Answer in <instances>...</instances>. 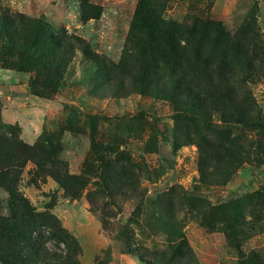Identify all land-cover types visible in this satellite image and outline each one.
Returning a JSON list of instances; mask_svg holds the SVG:
<instances>
[{
	"label": "rangeland",
	"instance_id": "374dc122",
	"mask_svg": "<svg viewBox=\"0 0 264 264\" xmlns=\"http://www.w3.org/2000/svg\"><path fill=\"white\" fill-rule=\"evenodd\" d=\"M86 1L100 13L82 22L81 0H0V12L10 16L6 26L0 25V70L17 73L24 80L15 85L27 86V92L0 86V134L8 136L5 127L10 126L27 146L54 143L66 173L74 177L89 165L98 166L91 140L97 148L114 149L120 158V169L110 170V179L104 181L93 172L75 197L60 184L65 180L63 170L52 171L57 182L25 160L18 193L41 215L43 226L36 230L37 241L27 245L14 225L17 231L8 243L12 258L7 264H249L241 253L251 252L264 259L260 196L264 195V161H244L224 185L198 183L195 140L208 137V124L222 126L219 112L194 106L190 113L187 103L128 89L126 93L118 81L122 78L128 88L133 84L129 76L117 72L108 78L104 71L99 73L90 55L80 51L57 92L48 98L33 96L29 90L28 82L38 71L34 64L25 71L3 69L19 61L20 41L10 44L8 40V35L13 36L11 20L19 31L18 15L65 29L81 38L87 51L118 65L142 0ZM151 2L161 8L164 19L187 26L207 21L210 32L221 31L232 39L229 52L238 74L230 83L244 81L257 111L264 115V0ZM244 39L253 42L246 50ZM137 65L131 59L124 63L133 75ZM1 94L9 97L6 106ZM176 109L195 121H179ZM29 155L35 161L42 157L37 150ZM127 163L140 169L135 178L122 174ZM7 209V195L0 189V217L9 220ZM236 219L237 242H231L223 227L232 226Z\"/></svg>",
	"mask_w": 264,
	"mask_h": 264
},
{
	"label": "trees",
	"instance_id": "16d2710c",
	"mask_svg": "<svg viewBox=\"0 0 264 264\" xmlns=\"http://www.w3.org/2000/svg\"><path fill=\"white\" fill-rule=\"evenodd\" d=\"M151 3V0L140 2L118 65L87 51L85 42L77 35L68 33L65 29H54L40 19L18 15L19 31L15 30V22L11 20L13 36L8 35V40L10 44L14 40L20 41L16 53L19 61L12 67L3 69L25 71L31 63L34 64L38 71L28 82L29 90L33 96L48 98L57 92L72 58L76 51H80L84 55H90L99 73L104 71L108 78L117 72L129 76L133 84L128 88L124 87L122 78L118 81L122 91L128 89L129 92L140 95L161 97L175 104L178 101L181 104L187 103L189 107L186 110L190 113L194 106L219 112L222 126L216 128L208 124V137L197 138L195 145L199 152L198 183L224 185L244 161L258 164L264 161V115L257 111L244 81L235 85L230 83L238 73L232 53L229 52L234 41L228 35L216 30L214 33L210 32L208 27L211 23L207 21L187 26L164 19L157 3L154 6ZM80 10L82 22L97 18L100 13L98 7L86 0H81ZM9 17V13L1 11L0 25L6 26ZM250 44H253L251 39L242 40V49L246 50ZM127 59L138 63L133 70H136L135 75L124 67ZM38 73H41L43 80L38 79ZM38 88L48 92L43 95ZM128 91L125 92L129 93ZM176 110L175 117L179 121H195L182 113L186 111ZM5 128L8 136L0 134V189L7 195V210L11 218L8 220L0 217V264L11 261L8 243L15 233L14 225L19 226L18 237L27 245H33L37 241L34 235L43 226L39 221L41 215L35 214V210L18 193L19 171L25 160L32 161L38 170L55 178L57 182L59 178L54 177L53 172L63 170L65 180L59 183L72 197L84 189L88 184L86 177L92 176L93 172L100 173L102 180L106 181L111 174L110 170L120 169L118 153L110 147L97 148L91 140L95 153L93 160H96L98 166L86 165L82 175L74 177L66 173L65 163L58 158L60 149L55 148L54 143L46 141V147L27 146L19 141L13 128ZM188 136L186 133V137ZM34 150L41 153V160L35 161L29 155ZM22 156L23 160L20 159ZM252 156H256L255 159ZM139 170L127 163L122 168V174L135 178ZM131 180L129 178L128 181L132 184L134 181ZM260 196L263 201L264 195ZM89 202H94L90 196ZM235 222L237 219L232 226L223 227L231 242H237ZM102 223L105 224L104 221ZM128 253L133 254V251L129 249ZM241 259L249 264H264L262 256L253 252L247 256L241 253Z\"/></svg>",
	"mask_w": 264,
	"mask_h": 264
},
{
	"label": "crops",
	"instance_id": "0c3cea01",
	"mask_svg": "<svg viewBox=\"0 0 264 264\" xmlns=\"http://www.w3.org/2000/svg\"><path fill=\"white\" fill-rule=\"evenodd\" d=\"M22 80H24L23 77H21L17 73H13L11 71L0 70V86L1 87L5 86V85H9L8 90H11V89L14 90V89L20 88L21 91L27 92V90H26L27 86L26 85H20V86L15 85V82L18 84V82H21ZM1 96H2L4 103H5V106H6L7 103L5 102V99L7 96H5L4 94H1ZM7 98H9V97H7Z\"/></svg>",
	"mask_w": 264,
	"mask_h": 264
}]
</instances>
